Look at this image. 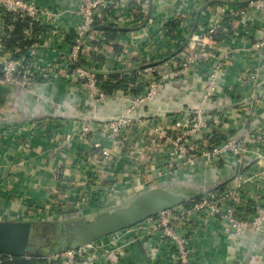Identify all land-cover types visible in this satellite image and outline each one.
Instances as JSON below:
<instances>
[{
  "label": "built area",
  "instance_id": "1",
  "mask_svg": "<svg viewBox=\"0 0 264 264\" xmlns=\"http://www.w3.org/2000/svg\"><path fill=\"white\" fill-rule=\"evenodd\" d=\"M227 1L231 4L222 5L217 15L207 18L200 32L193 31L184 46L174 56H168V51L164 52V49L171 43L178 44L174 45L175 48L181 46L190 32L187 28L190 20L187 18L191 15L182 14L177 36L170 38L167 35V24L173 17L169 14L173 0H81L73 11L75 23L72 28L67 25L65 11L46 10L32 0H0V86L36 90L41 87L40 78H46V71L54 70L58 81L73 84L84 93L85 102L91 111L88 119L84 118L87 114L79 115L82 117L80 123L70 137L55 135L56 149H61L59 152L64 158L78 151L77 146L69 143L73 136L88 145L89 150L84 156H78L79 160L57 164L62 173L58 180L62 181V196L55 200V203L58 202L55 208H48L44 212L39 210L42 215L39 217H44L42 219L46 221L62 220L70 213L79 217L118 205L121 188L136 177L132 172L115 168L114 164L119 158L117 148L125 147L126 131L138 123H144V120L130 116V112L151 101L164 84L192 75L202 79L203 90L193 103L190 120L187 124L169 123L155 128L156 138L165 150V155L155 162L143 159L142 166H137L141 171L139 174L156 171L157 176L153 181L164 184L166 177L183 170L193 173L199 166L198 162L216 171L226 162L233 169V176L205 189L204 196L192 202L191 207L177 205L164 209L131 227L75 248L54 252L45 256L47 264H120L129 242L147 239L153 241L150 244L152 252L164 248L175 264H196L195 252L188 242L194 227L188 217L198 213H202L206 220L216 219L220 230L230 240L243 237L247 232L264 233V133L249 125L242 136H226L220 142H215L211 140L213 133L205 131L208 126L205 106L217 89V74L224 67V58H218L217 55L218 42L214 40V34L224 18L231 22V36H237L241 32L237 25H241L251 13L264 16V0ZM134 13H138L144 22L139 29L135 27L141 26L139 22L142 19L136 20ZM125 15L131 18L126 19ZM5 17L38 22L49 27L47 31H54L58 37L73 32L75 38L67 56L56 55L47 65H41L34 44L23 53H19V48L12 51L5 49L2 43ZM95 21H101L103 24L100 25L108 28L132 29L135 37L143 38L149 36L151 27L158 32V46L150 49L151 56L144 60L132 47L117 51L114 48L118 39L114 43L104 44L102 36H92ZM247 40L250 52L260 60L264 70V37ZM87 41L92 45L86 47ZM88 47L89 51L85 52ZM63 57L65 60L62 64ZM135 58L138 59L137 63H134ZM211 61L212 65L207 67ZM132 67H136V70H132L136 71V84L144 85L139 92L121 89L104 92L96 79L97 75L93 73ZM256 76L255 69L247 75V80H255ZM115 100L127 103L122 114L98 116L95 113L97 106ZM56 122L55 118L47 120L48 125ZM138 150H144L146 154L151 152L147 139ZM250 186H254L256 194L247 198L245 191H249ZM258 192L261 194L258 195ZM249 201L253 203V212L248 216L245 205ZM48 202L54 203L52 199ZM107 245L111 247L107 249Z\"/></svg>",
  "mask_w": 264,
  "mask_h": 264
},
{
  "label": "crops",
  "instance_id": "2",
  "mask_svg": "<svg viewBox=\"0 0 264 264\" xmlns=\"http://www.w3.org/2000/svg\"><path fill=\"white\" fill-rule=\"evenodd\" d=\"M32 1L46 10L65 11L67 25L72 28L75 23L73 11L81 0ZM226 4L231 2L173 0L169 14L173 16V20L180 19L182 14H193L195 18L199 8L204 5L196 24V27H200L202 24H199V18L202 12L207 15V18H213L219 13L221 6ZM124 17L131 18L130 15ZM135 17L136 20L142 19L139 15ZM250 20L251 22H248ZM139 23L141 26L138 25L135 29L143 26V19ZM238 25L237 28L241 31L239 35H230L218 41L217 55L218 58H224V67L217 74V89L205 106L206 117H208V126L205 131L208 134L214 132L218 137L221 135L240 137L249 125L259 128L264 133V70L260 60L250 52V44L247 40L264 37V16L253 12L241 25ZM96 26L93 27L92 36L100 37L102 33L96 32L100 30L96 29ZM12 29L13 27L8 25L7 30ZM109 29H114L116 34L114 38L107 41L114 43L115 39L119 40L115 50L132 47L141 60L150 57L149 50L158 46L156 37L158 32L153 31L151 27H149V38L135 37L132 29L118 27ZM168 32L166 31L167 34ZM23 34L26 38L32 39V44L41 59V65H47L56 55L67 56L69 46L74 40V34L71 35L70 31L62 37H58L54 31L47 30L35 34L30 29H24ZM85 44L86 47L92 45L89 41ZM174 45L178 44L171 43L164 49V52L168 51V56H174L177 53L176 50L180 46L175 48ZM8 50L12 51V49ZM88 51L89 47L85 52ZM64 60L63 57L62 64ZM134 61L137 63L138 59L135 58ZM61 63L59 64L63 66ZM83 64H85L84 60ZM210 65L212 61L206 66ZM255 69L257 70L256 79L248 81L247 75ZM46 72V78L39 80L45 96V99L41 101L43 108L36 110L34 115L30 117L26 114V117L25 114L22 116V113L11 110L10 104L13 100L19 101L16 95L23 93L19 88L8 95L4 103L0 105V221L37 222L44 218L39 217L42 216L39 210L44 212L48 208H55L58 203H55V200L62 196V181H58L62 173L57 168V164L62 165L79 160L78 156H84L89 150V146L75 136L69 143L77 146V154L71 153L64 158L59 152L61 149H56L55 135L61 138L65 135L70 137L80 123L79 119L82 117L79 115H90L91 111L82 91L73 84L58 81L56 71ZM202 90V79L199 76L180 78L176 82L164 84L160 88V93L151 101L141 104L130 112V116L142 119L144 123H138L126 131L125 142H123L125 147L117 148L119 158L114 164L115 168L132 172L136 177L123 185L120 191L121 200L118 204L148 188L165 186L175 176L183 177L189 174L188 170H183L179 174L166 177L164 184L160 182L161 185L158 180L153 181V178L157 176L156 171L150 170L139 174L141 171L138 167L142 166L143 159L155 162L165 155V150L156 138L155 128L169 123L187 124L191 118L193 103L200 97ZM126 104L123 100L109 101L97 106L95 113L98 116L120 115ZM256 106L259 108L257 109ZM89 115L84 118L88 119ZM51 118H55L56 124H47V120ZM146 139L151 147V152L147 154L144 150H138ZM198 163L199 166L194 171L196 177L197 174L202 177V180L196 178L198 181L196 190H200L199 187L202 188L200 192H197L198 194L233 176V169L229 163H222L219 171ZM143 165H145L144 161ZM255 194L254 186H250V190L245 191L247 198ZM50 199L54 203L48 202ZM252 205L253 203L249 201L245 206ZM188 218L191 219L194 227V233L189 236L188 242L195 252L196 264H264V233L247 232L243 237L230 240L224 236L216 219L206 220L202 213L193 214ZM152 243V239L129 242L120 264H175L170 253L164 248L160 247L156 252H152L150 249ZM110 247L111 245L106 246L107 249Z\"/></svg>",
  "mask_w": 264,
  "mask_h": 264
},
{
  "label": "water",
  "instance_id": "3",
  "mask_svg": "<svg viewBox=\"0 0 264 264\" xmlns=\"http://www.w3.org/2000/svg\"><path fill=\"white\" fill-rule=\"evenodd\" d=\"M199 8L192 28L178 52L192 34L198 21ZM105 29L107 26H96ZM175 52V53H176ZM121 68L107 71H94L100 74H122L135 70ZM14 92V87L0 86V105ZM198 193L191 188L180 186L152 187L128 199L122 205L105 208L70 220L48 221L43 229L31 221H0V254L45 257L57 251L75 248L94 241L102 236L131 227L152 217L158 212L175 207L194 198ZM73 226H69L72 225Z\"/></svg>",
  "mask_w": 264,
  "mask_h": 264
},
{
  "label": "trees",
  "instance_id": "4",
  "mask_svg": "<svg viewBox=\"0 0 264 264\" xmlns=\"http://www.w3.org/2000/svg\"><path fill=\"white\" fill-rule=\"evenodd\" d=\"M138 13H134L133 17L137 16ZM191 15V16H190ZM189 18H187L189 21L188 29L189 31L192 28L193 24V18L194 15L190 14ZM180 19L173 20L169 22L168 24V34L170 38H174L178 34V30L180 28ZM207 23V15L202 12L199 18V24L200 27H195L193 31L195 33H198L201 31V29L204 27ZM95 25H100L103 24L101 21L94 22ZM4 25H6L2 37V43L5 49H15L19 48L20 52L23 53L25 52L32 44L31 40L26 39L25 35L23 34L24 29H30L33 33L35 34H40L42 32H45L48 27L45 25H41L38 22H32L30 23L28 19L24 18L23 20H20L19 18L16 20H12L11 17H5L4 19ZM8 25H11L13 27L12 30L8 31L7 27ZM203 26V27H201ZM99 32L102 33L103 39L105 38L104 44L109 43L110 39L114 38V35L116 34L114 29H109L108 27L105 29H100L98 30ZM73 32L70 31V34L72 35ZM74 34V33H73ZM231 35V22L229 21L228 18H224L222 22L220 23V28H218L217 32L214 34L213 38L215 41H220L221 39H224L227 36ZM75 38V34L73 36V39ZM182 39V38H181ZM109 40V41H107ZM107 41V42H106ZM183 41V40H182ZM184 42V41H183ZM117 49V47L115 46ZM96 79L98 83L101 85V88L104 92H111L114 90H131L134 92H139L143 89L144 85L136 84V71H131V72H125L124 74H107V75H97ZM18 90L17 87H14V92ZM4 101L1 102L3 104ZM223 135L217 136L213 132L211 140L217 142L221 139H224ZM241 169V167H240ZM204 196V193H200L196 195L194 198H191L189 201L180 204V206H183L185 208H189L192 206V202L200 200ZM120 205V204H118ZM246 215H252V208L247 206L245 208ZM154 216V215H153ZM68 217L67 215L65 216L64 219H72ZM54 219V218H53ZM39 227L43 229L44 226H47L49 224L48 221L42 219L37 222H35ZM0 264H47V258L46 257H39V256H19V255H6V254H0Z\"/></svg>",
  "mask_w": 264,
  "mask_h": 264
},
{
  "label": "rangeland",
  "instance_id": "5",
  "mask_svg": "<svg viewBox=\"0 0 264 264\" xmlns=\"http://www.w3.org/2000/svg\"><path fill=\"white\" fill-rule=\"evenodd\" d=\"M19 89L23 93H20V94L16 95V99H18L19 101L16 102V101L13 100V102L10 104L11 110H13L15 113L16 112L20 113V114L22 113L21 114L22 116H24V114H25V116H26V114H28L31 117L32 115L35 114L36 110H39V108L40 109L43 108V105H42L41 101H43L45 99V96H44V94L42 92V88L41 87L37 88L39 90H37V89L36 90L35 89L34 90H29V89H26V88L25 89L24 88H19ZM31 101H32V103H31ZM53 103L54 102H52V104ZM43 104H44V102H43ZM195 175L196 174H194V172H193V173H189L187 175H184L183 177L175 176L168 183H166L167 185H165V186L163 185L162 187H166V186L167 187H174V186L178 185V186L184 187V188L191 187L196 192H200L201 189H202L201 187H199L200 190H196L197 189L196 187L198 186V181L196 180V178H198L199 180H202V177L199 176L198 174H197V177ZM127 200H125L122 203H120V205L125 203ZM67 216L72 218V219L77 217L74 213H70ZM79 217H81V215H79ZM73 225L74 224L69 225V226H73Z\"/></svg>",
  "mask_w": 264,
  "mask_h": 264
}]
</instances>
